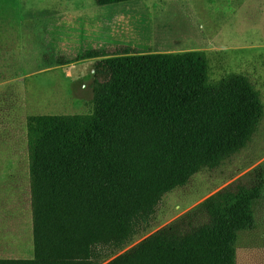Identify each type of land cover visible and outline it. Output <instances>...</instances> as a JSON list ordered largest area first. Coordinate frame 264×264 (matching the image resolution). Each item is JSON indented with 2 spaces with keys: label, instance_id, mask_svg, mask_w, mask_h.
Listing matches in <instances>:
<instances>
[{
  "label": "trees",
  "instance_id": "16d2710c",
  "mask_svg": "<svg viewBox=\"0 0 264 264\" xmlns=\"http://www.w3.org/2000/svg\"><path fill=\"white\" fill-rule=\"evenodd\" d=\"M210 60L202 50L99 60L90 114L29 116L34 257L0 264H237L262 166L202 203L204 225L129 248L167 194L241 152L262 123L253 83L234 73L212 82Z\"/></svg>",
  "mask_w": 264,
  "mask_h": 264
},
{
  "label": "rangeland",
  "instance_id": "374dc122",
  "mask_svg": "<svg viewBox=\"0 0 264 264\" xmlns=\"http://www.w3.org/2000/svg\"><path fill=\"white\" fill-rule=\"evenodd\" d=\"M175 3L180 19L194 32L196 44L211 58V81L229 73L242 74L260 92L264 105V0ZM0 7L8 18L0 27V258L29 260L34 257V236L27 119L90 114L94 68L86 72L50 68L46 61L49 42L34 32L43 24L30 20L22 24L18 0H0ZM259 166L264 168V117L245 149L167 194L153 228L129 248L163 228L185 234L204 225L209 215L202 203ZM253 207L256 227L240 233L237 264H264V190ZM9 230L18 235L14 243V236L5 238ZM11 245H15L11 255L2 256Z\"/></svg>",
  "mask_w": 264,
  "mask_h": 264
},
{
  "label": "crops",
  "instance_id": "0c3cea01",
  "mask_svg": "<svg viewBox=\"0 0 264 264\" xmlns=\"http://www.w3.org/2000/svg\"><path fill=\"white\" fill-rule=\"evenodd\" d=\"M157 1L171 4L169 17L158 12L164 25L153 29L148 42L131 38L128 31H137L142 22L150 21L154 15L147 10L133 13L134 8ZM18 9L22 24L26 20L43 24L34 32L43 34L44 41L49 42L46 61L50 68L86 72L94 68L95 62L108 58L201 50L194 32L180 19L175 0H135L112 5H102L99 0H18ZM117 11L123 13L120 18L114 15ZM4 23H8V18L0 7V27ZM6 232L5 238L14 236V243L17 233ZM14 247L11 245L8 252H1V255L10 256Z\"/></svg>",
  "mask_w": 264,
  "mask_h": 264
},
{
  "label": "bare ground",
  "instance_id": "6f19581e",
  "mask_svg": "<svg viewBox=\"0 0 264 264\" xmlns=\"http://www.w3.org/2000/svg\"><path fill=\"white\" fill-rule=\"evenodd\" d=\"M137 7H138L137 9L134 8L135 12L133 13L138 14L140 11L147 10V11H151L152 13L154 12V15L150 18V21L142 22V24L138 26L137 31L136 30L128 31V35L139 42L142 43L148 42L152 36L153 29L160 27V25H162L165 22L160 18L158 12L159 13L162 12L161 14L163 13L167 14V16L169 17L170 9H171L170 4H164L157 1V2H146L144 4L138 5ZM122 14H123L122 11H117V13H114V15H117L119 18L122 16ZM152 23L154 24L152 26H149Z\"/></svg>",
  "mask_w": 264,
  "mask_h": 264
}]
</instances>
